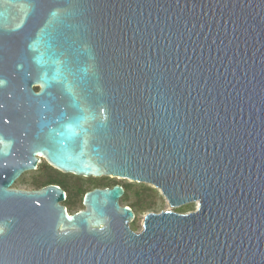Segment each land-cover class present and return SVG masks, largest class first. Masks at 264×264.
Masks as SVG:
<instances>
[{"label": "water", "instance_id": "water-1", "mask_svg": "<svg viewBox=\"0 0 264 264\" xmlns=\"http://www.w3.org/2000/svg\"><path fill=\"white\" fill-rule=\"evenodd\" d=\"M41 158L196 206L68 213ZM0 264H264V0H0Z\"/></svg>", "mask_w": 264, "mask_h": 264}, {"label": "rangeland", "instance_id": "rangeland-1", "mask_svg": "<svg viewBox=\"0 0 264 264\" xmlns=\"http://www.w3.org/2000/svg\"><path fill=\"white\" fill-rule=\"evenodd\" d=\"M45 162L46 161L43 158H41V161L38 164L37 168L35 170H29L21 174L20 177L14 181V183L12 184V187L18 188V189H26V190L34 189L33 182L35 179H37L40 176V173H41L40 169L44 166L43 164ZM57 177H58V180L62 183V185L67 190H69L71 194L76 193V191L79 188L80 182L82 184L81 193L76 197L75 200L70 199L66 201L65 203L64 201L61 202L62 204L66 205L68 213H73L75 211H78L84 208L82 204V198H83L84 192L91 190L93 188L94 185L92 182L94 181L107 182L110 184L117 183L120 185H126L128 187L127 194L125 197H123L122 195L120 197L119 202L121 205H125V204L131 205L130 208L134 212V219L129 223V225L131 229H133L134 231H139L142 229L143 218L145 214L148 212H159L165 209H172L174 211L179 212V209L181 208H184L186 211H189V210H193L196 206V203H186L184 205L171 208L169 204L167 203L165 197L162 195L159 188L154 187L151 184H147L143 182H136V181H132L129 179H124V178L112 177L110 175H102L100 177H81V176H77L71 173L61 172V174L57 173ZM78 179L81 181H79ZM141 184H144L145 186H149L150 188H152V190L151 191L141 190L140 188ZM66 193L68 194V191H66ZM139 194H141L143 198L141 207L134 205L136 201V197Z\"/></svg>", "mask_w": 264, "mask_h": 264}, {"label": "trees", "instance_id": "trees-1", "mask_svg": "<svg viewBox=\"0 0 264 264\" xmlns=\"http://www.w3.org/2000/svg\"><path fill=\"white\" fill-rule=\"evenodd\" d=\"M43 165H44V166L40 169V171H41L40 176H39L37 179H35L34 182H33V187H34V189H38V188H40V187H42V186H45V185H47V184H56V185L60 186V187L65 191V193H66V191H68V194L66 193V197H65L64 203H65L66 201L70 200V199L75 200L76 197L81 193V190H82V188H81V187H82L81 182L79 183V188H78V190L76 191V193L71 194V193L69 192V190H67V189L62 185V183L58 180L57 173H58V174H61V172L55 170L54 168H52V167H51L49 164H47L46 162H45ZM78 180H79V179H78ZM79 181H81V180H79ZM79 181H78V182H79ZM92 183H93V185H94L93 188H96V187H100V188H102V187H111V186L114 185V184H110V183H107V182H101V181H94V182H92ZM115 184H117V183H115ZM122 187H123V189H124L123 197H125L126 194H127L128 187H127L126 185H122ZM93 188H92V189H93ZM140 188H141V190H143V191H149V190L151 191V190H152V188H150L149 186H145L144 184H141V185H140ZM85 192H86V191H85ZM85 192H84V193H85ZM123 197H122V198H123ZM123 199H124V198H123ZM142 202H143L142 195H141V194L137 195V197H136V201H135V204H134V205L141 207ZM64 205H65V204H64ZM125 205L131 207L130 204H125ZM65 206H66V205H65ZM185 211H186V210H185L184 208L179 209V212H185Z\"/></svg>", "mask_w": 264, "mask_h": 264}, {"label": "flooded vegetation", "instance_id": "flooded-vegetation-1", "mask_svg": "<svg viewBox=\"0 0 264 264\" xmlns=\"http://www.w3.org/2000/svg\"><path fill=\"white\" fill-rule=\"evenodd\" d=\"M34 89H35V90H38V87H37V86H34Z\"/></svg>", "mask_w": 264, "mask_h": 264}, {"label": "bare ground", "instance_id": "bare-ground-1", "mask_svg": "<svg viewBox=\"0 0 264 264\" xmlns=\"http://www.w3.org/2000/svg\"><path fill=\"white\" fill-rule=\"evenodd\" d=\"M119 178V177H118Z\"/></svg>", "mask_w": 264, "mask_h": 264}]
</instances>
